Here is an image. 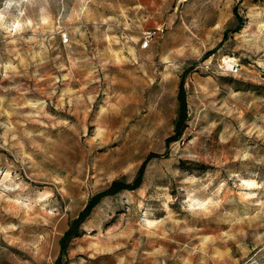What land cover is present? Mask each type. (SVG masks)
<instances>
[{
	"label": "rangeland",
	"instance_id": "rangeland-1",
	"mask_svg": "<svg viewBox=\"0 0 264 264\" xmlns=\"http://www.w3.org/2000/svg\"><path fill=\"white\" fill-rule=\"evenodd\" d=\"M47 263L264 264V0H0V264Z\"/></svg>",
	"mask_w": 264,
	"mask_h": 264
},
{
	"label": "trees",
	"instance_id": "trees-1",
	"mask_svg": "<svg viewBox=\"0 0 264 264\" xmlns=\"http://www.w3.org/2000/svg\"><path fill=\"white\" fill-rule=\"evenodd\" d=\"M241 25H242L241 22H239L238 28H240ZM181 98H182V96H181ZM182 102H183V99H182ZM141 171L142 170H140L135 181L131 184H127L125 182L116 180V181H113L106 189H104L100 192H97L93 196H91V198L88 200V202L86 203L84 208L80 211L78 216L74 220L71 221L70 228L65 232V234L60 239L62 250L65 249V247H66L67 239L70 236H75L78 234V232L76 230L78 225L89 215L91 209L101 199V197L106 195V194L116 193L117 191L123 190L125 188H135L140 183V180L142 178L141 177L142 176Z\"/></svg>",
	"mask_w": 264,
	"mask_h": 264
},
{
	"label": "built area",
	"instance_id": "built-area-1",
	"mask_svg": "<svg viewBox=\"0 0 264 264\" xmlns=\"http://www.w3.org/2000/svg\"><path fill=\"white\" fill-rule=\"evenodd\" d=\"M149 36V33H148V35H146L145 36V38H147ZM68 40V36H67V34H64L63 35V38H62V41H67ZM148 45V40L147 39H145V41L142 43V46L143 47H145V46H147Z\"/></svg>",
	"mask_w": 264,
	"mask_h": 264
},
{
	"label": "bare ground",
	"instance_id": "bare-ground-1",
	"mask_svg": "<svg viewBox=\"0 0 264 264\" xmlns=\"http://www.w3.org/2000/svg\"><path fill=\"white\" fill-rule=\"evenodd\" d=\"M225 63L228 67H232L235 63H234V59L229 57V58H226L225 60Z\"/></svg>",
	"mask_w": 264,
	"mask_h": 264
}]
</instances>
